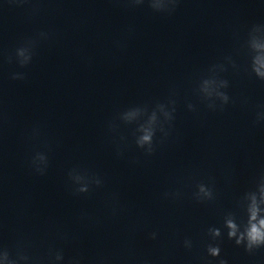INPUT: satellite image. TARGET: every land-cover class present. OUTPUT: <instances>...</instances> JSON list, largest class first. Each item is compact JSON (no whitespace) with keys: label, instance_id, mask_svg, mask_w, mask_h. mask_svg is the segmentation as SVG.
Returning a JSON list of instances; mask_svg holds the SVG:
<instances>
[{"label":"clouds","instance_id":"obj_1","mask_svg":"<svg viewBox=\"0 0 264 264\" xmlns=\"http://www.w3.org/2000/svg\"><path fill=\"white\" fill-rule=\"evenodd\" d=\"M12 3L24 4L27 0H10ZM125 2L132 6H139L145 3V0H125ZM180 3V0H147L149 8L155 13H166L171 15L174 13ZM261 34H264V28L259 25H254L249 33V40L252 43L248 47L251 52V71L255 76L264 81V44L259 42ZM46 36L45 33H41ZM34 42L29 40L16 50V56L21 67H26L32 61ZM13 79H24L23 74H14ZM228 82L226 80H217L215 78L204 79L200 85L199 91L208 104V108L216 110L218 100L220 110H223L224 105L230 102V97L225 91L221 89L227 88ZM192 108V105H189ZM174 111V109H173ZM157 112L164 117V122H170L174 117L172 112L166 111L164 105H157V109L153 110L148 115L146 122L140 124L138 131L141 133L137 139L136 144L143 149L147 155L154 152V136L157 130L167 137L168 132L165 130L163 123L159 121ZM135 112L129 113V116H135ZM264 121V112L256 114V122ZM47 157L41 152H37L30 160V167L37 174L43 175L47 168ZM70 180V190L73 195H86L92 191L93 186L99 188L103 181L97 175H90L86 172L78 170H71L68 173ZM198 191L194 194L197 200H210L213 197L212 190L205 184L197 185ZM259 195L249 192L245 195V199L249 202L246 205L247 222L238 224L235 215L228 213L224 218V228L227 229V238L233 240L237 246H243L245 251L251 253L255 249L264 247V179L258 185ZM178 193H164V197L178 196ZM112 214L116 215L118 212L117 204L110 201L109 205ZM208 234L213 241L222 237V231L217 227H210ZM151 240H157L158 233L153 231L148 234ZM184 247L191 249L192 242L189 238L183 241ZM207 255L212 258L220 257L221 248L219 243H209L206 248ZM0 264H82L81 258L73 256L65 261V256L62 249H49L46 257H33L25 253L22 245H17L15 253L11 252L7 247H0ZM97 264H105L101 258ZM141 264H150V261L143 260ZM219 264H228L226 259H220Z\"/></svg>","mask_w":264,"mask_h":264}]
</instances>
